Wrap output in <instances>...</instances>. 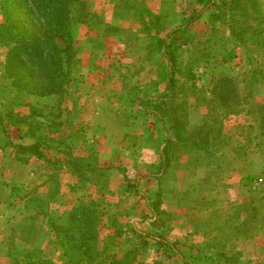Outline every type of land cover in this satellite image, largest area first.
Segmentation results:
<instances>
[{
    "label": "rangeland",
    "instance_id": "rangeland-1",
    "mask_svg": "<svg viewBox=\"0 0 264 264\" xmlns=\"http://www.w3.org/2000/svg\"><path fill=\"white\" fill-rule=\"evenodd\" d=\"M31 4L0 0V264H264V0H77L65 50Z\"/></svg>",
    "mask_w": 264,
    "mask_h": 264
},
{
    "label": "trees",
    "instance_id": "trees-1",
    "mask_svg": "<svg viewBox=\"0 0 264 264\" xmlns=\"http://www.w3.org/2000/svg\"><path fill=\"white\" fill-rule=\"evenodd\" d=\"M18 1L20 3H22L25 0H18ZM31 1H32L31 5L34 8L35 12H37V14H39L40 16L43 15L44 21L48 25L49 33H51V36L57 35L56 38H59V40L65 42L64 50L66 48H68L69 47L68 43H70L71 37H72V34H71V21H72V16H73L72 10L75 7V4L77 3V0H42L41 3H39V0H31ZM46 8H49L48 9L49 11L43 10V9H46ZM42 10L46 11L47 13L45 14V12H43ZM30 13H31V11H30ZM25 26L28 29L31 28L30 26L28 27L26 25V23H25ZM43 36H44V34H43ZM43 42L45 43V45H48L47 43H50V45H51V50H50L51 54L48 55L49 59H42V58L39 57L40 58V62H42V65H43L44 72L41 73V76L39 75V80L35 84L36 85L35 89L37 91H43L44 88L41 86V84L44 83V82L51 81L52 77H54V72L59 71L58 69H61V67L63 68V64L58 59L59 51L57 50L58 49L57 44H54L55 42L53 40H49V39H44ZM54 51H56L57 53L54 52ZM36 52L38 54H42L43 55V52H41V50L39 48H37ZM59 58H60V56H59ZM36 148H37V145H33L31 149H33L34 152L37 153L38 150ZM80 213H81V215H80ZM89 217L91 218V216H89V213L86 212V208L85 207H77V208H75L74 212H72V214L69 217L70 218L69 220H70V222L72 224L71 228L79 229V231H80V229L84 230V228H82V226H80V225H83V227H84L85 224L87 223L86 222L87 220L89 221V225H91V221H90ZM71 228H68L66 230L67 235L70 234L69 236H71V233L69 232ZM84 233L85 232H83L81 234L80 238L74 239L76 236L73 237L75 242L70 243L72 248L80 249V247L85 246V244L83 242V239L89 233L88 232H86L87 234H84ZM66 237L67 238L65 239V241H67V242L70 241L71 242L72 238H68V236H66Z\"/></svg>",
    "mask_w": 264,
    "mask_h": 264
},
{
    "label": "crops",
    "instance_id": "crops-1",
    "mask_svg": "<svg viewBox=\"0 0 264 264\" xmlns=\"http://www.w3.org/2000/svg\"><path fill=\"white\" fill-rule=\"evenodd\" d=\"M93 26V25H92ZM94 27V26H93ZM104 27V26H103ZM101 28H102V26H101ZM125 54H130V53H125ZM125 56V55H124ZM123 56V57H124ZM125 59H123V58H121V60H119V61H123L122 62V65H123V68L125 69V68H127V69H131V64H129L128 62H125L124 61ZM166 61V60H165ZM132 63H134L133 64V68H134V71H135V61L134 62H132ZM126 70V69H125ZM169 74V73H168ZM116 75H114V77H115ZM113 77V78H114ZM122 81H121V83H122V86L125 88L126 87V85L124 84L126 81L124 80V78L123 77H121L120 78ZM110 81V80H109ZM108 82V81H107ZM118 87L116 88V91L114 92H108V94H105V96L106 97H109L111 100L114 98V97H116L117 99H118V97H120L121 99H135V84H134V88L133 87H131V88H127V89H125L124 91H120L119 90V88H121V86L119 87V85H117ZM127 86H129V85H127ZM116 95V96H115ZM143 96H144V94H143ZM154 97H156V96H149L148 97V99H147V101L146 102H148V101H151V102H155V99L156 98H154ZM99 108H100V110H101V107L98 105V110H99ZM107 108V107H106ZM106 108H104L103 110H107V112H109V113H111V112H113V110H112V108H111V106H109L107 109ZM96 109V107H93V110H95ZM108 115V114H107ZM106 117H108V116H106ZM102 125V124H101ZM165 149V148H164ZM163 149V150H164ZM58 159V158H57ZM55 171H58V170H56L55 169ZM53 173V172H52ZM73 176H76V173H73ZM148 178V180L149 179H153L154 178V176H150V175H146V176H135V183H137V187H139V185L141 184V181H144L145 179H147ZM17 187L18 188H20V183L19 184H17ZM141 193V192H140ZM150 208H151V210L153 209L152 207H151V205L149 204L148 205ZM78 207V206H77ZM149 208V209H150ZM150 214V213H149ZM8 217H12V216H8ZM10 220H8V222H9ZM0 224H3V222L2 223H0ZM135 224H140V226H141V229L143 228V226H147V227H152L153 225H154V222H153V220H151V219H149V220H146L145 221V219H140V218H137V220L135 219ZM138 229H140V228H138ZM144 229V228H143ZM57 236V235H56ZM57 239H59V237H56ZM56 238H55V240H56ZM41 241V243H44V239H40L39 240V242ZM57 241V240H56ZM2 252H3V249H1L0 250V256L1 257H4L5 256V258H6V255H7V252L5 251L3 254H2ZM67 255V254H66Z\"/></svg>",
    "mask_w": 264,
    "mask_h": 264
}]
</instances>
